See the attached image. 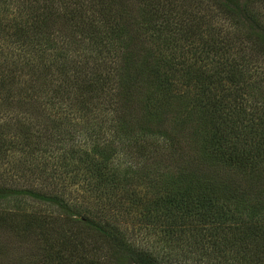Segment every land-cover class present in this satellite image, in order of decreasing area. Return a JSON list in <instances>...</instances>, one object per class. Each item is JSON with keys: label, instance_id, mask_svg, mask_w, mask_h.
<instances>
[{"label": "trees", "instance_id": "1", "mask_svg": "<svg viewBox=\"0 0 264 264\" xmlns=\"http://www.w3.org/2000/svg\"><path fill=\"white\" fill-rule=\"evenodd\" d=\"M87 1L89 6L75 7L74 0H41L46 18L36 17L31 27L53 54L50 65L31 59L28 46L26 56L1 67V86L14 84L24 70L32 97L43 95L30 102L26 116L52 125L58 135L72 124L81 138L78 144L70 139L68 156L59 143L53 165L41 166L47 186H0V198L16 208L0 216V227L23 216L30 229L37 225L60 240L68 260L56 253L43 264H101L92 255L69 260L67 253L75 254L69 240L84 234L101 241L115 264H172L168 253L141 245L151 241L141 233L155 237L156 247L178 250L183 264H215L214 257L238 248L262 251L257 264H264V199L256 196L258 176H251L264 173V65H257L264 59V24L255 12L264 0H214L241 31L239 40L229 34L225 42L207 38L197 18L191 19L201 25L183 29L172 5L168 12L153 0ZM93 4L97 12L90 16ZM64 38L63 46L52 42ZM81 50L89 52L85 62ZM70 65L73 79L67 77ZM13 87L8 96L17 93ZM253 87L261 95L252 96ZM186 125L195 138L190 166L182 165ZM214 164L227 178L224 184L212 179ZM122 189L128 201L124 224L107 214V206H121ZM31 200L53 213L28 214Z\"/></svg>", "mask_w": 264, "mask_h": 264}, {"label": "rangeland", "instance_id": "2", "mask_svg": "<svg viewBox=\"0 0 264 264\" xmlns=\"http://www.w3.org/2000/svg\"><path fill=\"white\" fill-rule=\"evenodd\" d=\"M122 1L125 3L124 0ZM87 2V0H74L73 5L78 7L85 3L86 6H89ZM153 2H160L165 5V9H168V12L171 11L172 8L178 10L179 21L185 26L183 29L190 26L193 27V25H201L203 23L201 30L206 34L207 38L215 35L219 37V41L222 42L223 40L225 42L226 39H223V37H227L228 39L230 34L231 40L240 39L238 37L241 31H236V29H234V25L224 17L223 12L220 10L221 8L217 6L214 0H153ZM239 2L244 3L245 0H239ZM171 5L172 8H170ZM260 7H263V9H260ZM248 8L254 10L255 5ZM92 9L90 8L87 12L90 16L91 14L94 15L93 11L97 12L94 4ZM256 11L263 14L262 22L264 24V5L258 6V9H256L255 12ZM132 12L133 14H137L135 6L132 7ZM99 16H101V14H99ZM36 17L39 20H42L44 17L46 18L41 0H0V76H3L1 69H5L1 67L6 64L10 66V64L12 62L15 63L16 59L19 57L22 56L23 58V56H26L25 50L28 49V46L32 48L31 54L28 55L31 59L34 57L35 59L40 60L42 66L50 65L48 61H50L53 54H49L50 50H45L47 47L43 44L45 40L38 41L31 27ZM191 18H197V20L202 23L194 21V19ZM21 29L25 32L23 37H20ZM184 35L186 36V33H184ZM66 40L67 38L62 40L53 39L52 42L57 44V46H63ZM242 41L244 40L241 39L240 42ZM40 47L41 50L39 49ZM19 52L22 54H19ZM78 54H83L82 61L85 62V54H89V52L87 53L86 51L81 50ZM74 55L75 54L73 53L70 54L71 58H73L71 60L75 59ZM6 57H9V59ZM257 65H264V59ZM69 67H71V65ZM71 68L72 69L67 71V77L73 79V76H75V70L73 69L75 68V65ZM4 72H6V69ZM20 73V76L15 77L16 79L14 78V84L13 80H10L5 86L0 85V186L8 188L14 187L23 190L28 188V186H47L42 180L43 176L40 175V173L43 172L41 166H46L45 162L49 161L47 162V165L50 168L53 165V163L50 162H54V160L59 157L61 146L63 155L68 156L70 154V150L68 149L74 147L73 144L69 143L70 139H73L74 142L78 144L81 135L74 130L72 124L63 126L62 134L58 135L54 133L56 128L52 127V125L35 123V117L26 116V112L29 111L28 106L30 102L34 100L40 102L43 95L36 93L34 97H32L34 91L29 90V86L26 87V83H24L28 77L25 76L24 70H21ZM252 80L256 81L257 86H262L259 79L254 78V76ZM36 83L39 82L37 81ZM10 87L17 90V93L12 97L8 96L7 92V89ZM249 91L252 96L254 94L261 95V91L255 87L249 88ZM63 95L64 93L61 94V96ZM62 103H65V107L70 104L66 103V101ZM35 106L39 107V103L35 104ZM77 118H79L78 115ZM193 118L196 119L195 116ZM184 129L187 132L185 133V139L181 144L184 146L183 151L186 156L182 159V165L185 164L190 166L195 149L189 142H194L195 140L193 135L194 129L189 128L187 125ZM59 143H61V146L58 145ZM44 152L45 155H43ZM168 160L170 161L169 157ZM168 160L166 159V162ZM172 166L174 165L172 164ZM126 168L127 166H122L120 167V171L125 172ZM218 173H221V169L214 164L210 173L212 179H215L222 184L227 182V178H220ZM251 176H253L254 179L258 176V190L256 196L264 199V173H258ZM235 182L236 181L233 183ZM246 189L250 193L254 190V188L249 186ZM104 192L105 190L103 193ZM117 196L122 201L121 206H107V214L115 218L118 222H122L128 218V215H126L127 212L124 211V206H127L128 202L125 195V189L117 191ZM12 200L13 199H9V201ZM31 201H27L28 210H26V212H28V214H35L36 211H40L39 215L48 216V214L53 213L52 208L41 206L38 202ZM4 202L6 201H3L0 198V213H2L0 216L9 215L16 209L13 207L14 205H9ZM103 202L105 203V201ZM8 220H10L12 225L0 227V264H43L50 262V255H56V253H61L62 256L64 255L63 261L68 260L65 258L64 251H62V246L64 245L59 242L60 240H55L54 238L49 239L45 236V231L43 229L41 230L37 225H32V229H30L28 219L23 216L10 218ZM122 224H124V222H122ZM129 226L130 228H133L132 224ZM64 227L67 229V226ZM82 227L83 225L79 226L78 231ZM17 228H20L21 231L18 230L17 232ZM134 229L137 230V233H140L141 231L138 226ZM74 230L69 233H76L77 228ZM17 233L20 234L16 237ZM56 234L57 232H55L52 237ZM140 237H144L145 240H151L150 242L142 241L139 243L141 245L143 244V246L147 247L149 250H153L154 253H160V255L168 253L171 256L172 264L184 263V261H181L180 258L175 256V254H178V250H164L165 245L156 247L154 245L156 244V238L153 236L147 238L146 234L141 233ZM68 240L69 238L66 241ZM69 244L72 245V247L68 244L67 245L75 251L74 255L70 252L67 253L71 256L69 260H74L75 257H87L86 259H88V257L92 255V258L99 259L101 264H115V261L112 260L111 254H109L106 246L101 244V241L99 243L96 242L92 235L90 238L84 234L82 240L71 239L69 240ZM238 250L240 252L237 250L230 251L228 249L223 251L222 254L214 257V263L257 264V261L262 256L261 253H263L262 251L259 253L252 248H248L247 250L238 248ZM77 253L81 255H77Z\"/></svg>", "mask_w": 264, "mask_h": 264}]
</instances>
